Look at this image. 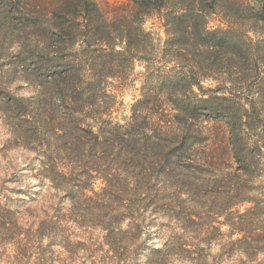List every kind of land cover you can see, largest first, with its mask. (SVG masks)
<instances>
[{
  "label": "trees",
  "instance_id": "obj_1",
  "mask_svg": "<svg viewBox=\"0 0 264 264\" xmlns=\"http://www.w3.org/2000/svg\"><path fill=\"white\" fill-rule=\"evenodd\" d=\"M153 15L162 46L143 28ZM213 15L224 27H210ZM1 20L0 52L19 58L0 69V119L12 141L34 139L23 171L40 184L23 198L8 186L16 176L0 186V236L16 256L52 264L59 248L81 264H203V242L185 229L204 207L215 221L264 217L252 177L264 155V0H136L114 18L93 0H0ZM135 61L150 65V85L127 122L112 121L107 84ZM18 72L30 97L5 81ZM203 120L226 126L229 173L200 156Z\"/></svg>",
  "mask_w": 264,
  "mask_h": 264
},
{
  "label": "rangeland",
  "instance_id": "obj_2",
  "mask_svg": "<svg viewBox=\"0 0 264 264\" xmlns=\"http://www.w3.org/2000/svg\"><path fill=\"white\" fill-rule=\"evenodd\" d=\"M50 4L52 0H44ZM77 1V0H76ZM100 7L102 12L110 18L133 10L136 0H93ZM141 0H137V3ZM32 16L37 20H43L42 16H35L40 8L35 5ZM75 12V11H74ZM17 19L14 24L17 27H23L26 24L25 19H21L19 14H15ZM0 24H4L1 20ZM34 21V19H33ZM210 27H224L222 20L217 16L209 18ZM77 23V22H76ZM143 28L147 32H151L156 39L157 45L162 46L166 40L165 30L163 27L162 17L153 15L144 20ZM18 38L15 40H20ZM4 43H9L8 38L2 39ZM19 44V43H15ZM149 48L146 46V57H149ZM81 54H77L79 57ZM19 56L15 51L0 52V69L7 68ZM117 78L109 80L107 84L108 93L114 97V101L110 118L112 121L125 123L132 113V106L141 98L142 91L148 89L150 65L143 61L126 62ZM22 75L18 72L13 78L6 77L5 81L11 82V92L15 96L30 97L34 90L23 81ZM208 85V84H206ZM201 127L205 136L208 137L207 147L204 146L200 150V156L205 159L217 158V166L220 171L229 173L232 163L227 160L226 154L222 151L221 142L227 136V129L223 122L213 120H203ZM226 135V136H225ZM11 128L0 119V186L6 188L3 180L6 177L16 176L20 182L8 185L11 189L22 190L23 193L16 194L23 198L27 195V187H35L38 191L40 184L37 178L27 177L25 172L30 160L36 157V152L30 150L31 142H27L26 146L23 141H16L11 138ZM225 140V139H224ZM29 147V149H27ZM264 153V150H263ZM219 169V168H218ZM220 171L216 170L215 175H220ZM256 172L259 176V182L254 186V198L264 207V155L261 164L253 169L252 177ZM252 179V178H251ZM101 182L95 184V189H100ZM15 196V195H14ZM251 205L245 204L239 207L241 212L247 210ZM212 208H216L213 205ZM208 208L202 210V217L195 224H188L185 232L198 236L203 242L202 244V262L203 264H264V217H219L215 221L214 217H205ZM211 225L216 227L212 229ZM212 226V227H213ZM162 241V240H161ZM207 242L211 243L210 250L207 248ZM154 243L161 245L159 239H155ZM53 254L55 261L52 264H78L82 263L83 257L76 255H64V252L56 248ZM211 255V256H210ZM33 256V255H32ZM59 259L57 260V258ZM69 258V259H68ZM58 261V262H57ZM33 259L27 261L21 255L16 256L14 249L10 243L5 242L0 236V264H32Z\"/></svg>",
  "mask_w": 264,
  "mask_h": 264
}]
</instances>
